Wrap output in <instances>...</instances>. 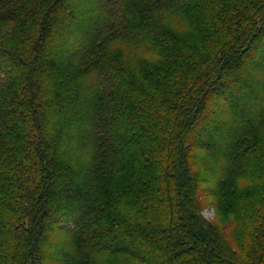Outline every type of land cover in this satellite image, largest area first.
Returning a JSON list of instances; mask_svg holds the SVG:
<instances>
[{
    "label": "trees",
    "instance_id": "16d2710c",
    "mask_svg": "<svg viewBox=\"0 0 264 264\" xmlns=\"http://www.w3.org/2000/svg\"><path fill=\"white\" fill-rule=\"evenodd\" d=\"M0 264H264V0H0Z\"/></svg>",
    "mask_w": 264,
    "mask_h": 264
},
{
    "label": "rangeland",
    "instance_id": "374dc122",
    "mask_svg": "<svg viewBox=\"0 0 264 264\" xmlns=\"http://www.w3.org/2000/svg\"><path fill=\"white\" fill-rule=\"evenodd\" d=\"M201 215L206 221L214 222L216 220V211L209 204L203 207Z\"/></svg>",
    "mask_w": 264,
    "mask_h": 264
}]
</instances>
